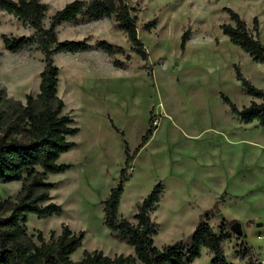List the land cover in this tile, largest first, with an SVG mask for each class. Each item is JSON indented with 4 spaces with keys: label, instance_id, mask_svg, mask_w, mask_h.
Returning a JSON list of instances; mask_svg holds the SVG:
<instances>
[{
    "label": "rangeland",
    "instance_id": "obj_1",
    "mask_svg": "<svg viewBox=\"0 0 264 264\" xmlns=\"http://www.w3.org/2000/svg\"><path fill=\"white\" fill-rule=\"evenodd\" d=\"M41 1L48 5L47 27L50 17L74 0ZM132 1L138 8L134 15L139 37L149 55L146 61L131 50L123 32L114 29L112 18L57 28L60 40L90 37L91 44L106 40L124 47L127 54L112 57L92 48L55 56L60 69L58 96L65 102L64 113L80 132L68 137L75 147L58 161L72 168L46 178L54 184L46 203L61 205L62 213L43 219L29 214L28 235L38 242L41 233L51 241L67 225L74 233L85 232L81 246L71 255L74 261L86 250L133 255L134 249L105 227L103 202L119 181L126 144L132 153L154 117L156 129L131 165L120 212L136 222L138 203L162 183L163 199L151 213L159 225L154 236L158 248L189 236L201 214L211 210L209 223L216 232L225 219L242 223V235L230 229L231 237L224 244L227 262L249 264L238 257L241 246L253 247L260 262L264 257V128L256 122L241 123L225 98L238 109L248 106L252 97L236 69L264 90V64L233 44L221 26L230 22L226 9L231 8L250 29L258 20L264 44V0ZM153 20L157 24L151 31L142 29ZM188 31L190 39L183 48L182 36ZM32 33L28 24L0 11V96L6 101L1 111L8 119L26 105L28 94L39 93L45 63L35 46L6 50L2 35ZM128 56L129 68L113 65L114 60L126 61ZM22 186V181L1 183L0 200L16 201ZM212 260L203 249L193 264H212Z\"/></svg>",
    "mask_w": 264,
    "mask_h": 264
},
{
    "label": "trees",
    "instance_id": "obj_2",
    "mask_svg": "<svg viewBox=\"0 0 264 264\" xmlns=\"http://www.w3.org/2000/svg\"><path fill=\"white\" fill-rule=\"evenodd\" d=\"M137 10L132 0H74L56 11L46 27L48 5L41 0H0V11L15 16L33 29L30 36L2 35L5 49L18 52L35 46L43 54L45 63L40 74L39 93L36 97L28 94L26 105L21 106L10 119L7 113L1 111L6 101L0 96V184L23 182L16 201L0 200V264H193L201 257L203 249L213 256L212 264H229L224 244L231 237L230 229L236 221L225 219L219 232H216L209 223L211 210L201 214L195 230L189 236L162 248L155 245L154 236L158 234L159 225L152 220L151 213L158 209L163 199L165 188L162 183H157L147 197L138 203L136 222L120 212L125 184L131 178V165L156 129L154 117L141 143L132 153L126 144V160L119 181L103 202L105 227L115 239L131 246L133 255L108 256L101 250H86L80 260L74 261L71 255L81 246L85 232L74 233L67 225L51 241H47L41 233L37 236L38 242L28 235L29 214L43 219L62 213L61 205L46 203L54 187L46 178L47 175L65 173L72 168L71 164L58 161L62 154L75 147L68 137L80 132L70 115L64 113L65 102L58 96L60 69L54 62L55 56L59 53L85 52L92 48L112 57L127 54L124 47L106 40H98L95 44L90 43V37L82 41L60 40L57 28L62 24L79 26L112 18L115 21L114 29L123 32L131 50L146 61L149 55L139 37L137 17L134 15ZM226 11L230 22L222 24L223 34L255 62L264 64V44L259 39L258 20H254V27L250 29L238 12L231 8ZM156 24L157 20L149 21L142 25V29L151 31ZM189 39L188 31L182 36L183 48ZM130 64L129 56L126 61H113L116 68L127 69ZM236 72L252 101L242 109H238L229 98H225V102L241 123L256 122L264 128V90L252 85L239 68ZM238 257L247 259L249 264L259 263L253 247L241 246Z\"/></svg>",
    "mask_w": 264,
    "mask_h": 264
},
{
    "label": "water",
    "instance_id": "obj_3",
    "mask_svg": "<svg viewBox=\"0 0 264 264\" xmlns=\"http://www.w3.org/2000/svg\"><path fill=\"white\" fill-rule=\"evenodd\" d=\"M215 210L218 213L220 212V209H219V207H218L217 204L215 205ZM231 230H232L233 233H235L238 236L239 235H242V233H243L242 223L239 222V221L234 222L232 224V226H231ZM258 264H263V263L262 262H259Z\"/></svg>",
    "mask_w": 264,
    "mask_h": 264
},
{
    "label": "built area",
    "instance_id": "obj_4",
    "mask_svg": "<svg viewBox=\"0 0 264 264\" xmlns=\"http://www.w3.org/2000/svg\"><path fill=\"white\" fill-rule=\"evenodd\" d=\"M259 260H260V262H262V263L264 264V257L261 256V257L259 258Z\"/></svg>",
    "mask_w": 264,
    "mask_h": 264
}]
</instances>
